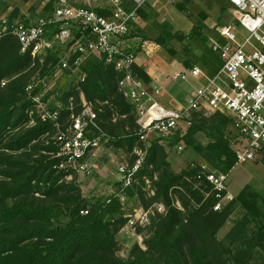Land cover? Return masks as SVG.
Returning <instances> with one entry per match:
<instances>
[{"label":"trees","instance_id":"1","mask_svg":"<svg viewBox=\"0 0 264 264\" xmlns=\"http://www.w3.org/2000/svg\"><path fill=\"white\" fill-rule=\"evenodd\" d=\"M187 1H178L177 5L187 11ZM52 3L43 5L41 15L50 11ZM135 12L127 38L137 32L147 40L149 36L137 23H148L157 12L148 1ZM199 16L205 18L206 14L200 11ZM18 18L22 16L14 9L4 19L10 24ZM156 30L154 41L182 68H191L194 59L189 56L188 44L203 45L205 36L194 28L187 33L175 30L167 21L159 23ZM172 40L183 43L181 54L169 43ZM208 51L200 61L213 74L220 60ZM58 61L54 51H48L39 62L38 58L19 53L14 36L7 34L0 39V264H264V197L246 184L214 210L218 199L210 184L197 178L198 162L228 174L237 164L233 144L239 137L227 134L232 120L220 113L210 117L195 113L183 133L153 136L136 174L137 183L125 193L143 207L162 202L165 212L151 217L145 229H138L145 231L144 248L134 242L126 258H121L116 235L126 223L127 203L114 196L108 203L105 198L88 199L76 181L78 174L65 179L66 172L56 168L60 160L54 140L57 127L50 120L40 119L32 101L40 94L41 84L26 91L35 73L40 77L49 74ZM65 70L73 78L68 88L59 92L56 105L50 106L59 112L60 128L68 126L70 115L77 113L82 104H91L106 143L122 146L131 164L135 159L130 155L133 146L143 145L134 134V106L118 90L120 72L92 54L79 66V76ZM133 71L143 82H150L144 67L134 65ZM52 93L55 96L53 91L47 92L43 99ZM198 134L206 136L204 143ZM176 143L190 148L198 157L178 172L168 160L169 149ZM144 178L151 180L153 195L145 191ZM237 207L241 214L232 218L231 227L219 237L220 229Z\"/></svg>","mask_w":264,"mask_h":264},{"label":"built area","instance_id":"2","mask_svg":"<svg viewBox=\"0 0 264 264\" xmlns=\"http://www.w3.org/2000/svg\"><path fill=\"white\" fill-rule=\"evenodd\" d=\"M50 1L52 7L45 15L24 17L10 24L2 19L0 39L7 34L14 36L19 53L38 58L39 62L48 51H54L60 69L74 72L92 54L120 72L118 90L134 106L137 125L134 134L143 146H133L130 155H135V159L131 164L125 160L117 166V189L105 195L107 203L114 196L128 205L131 199L125 191L137 183L136 174L145 161L153 136L183 133L195 113L204 117L215 113L228 116L239 137L233 144L237 163L257 160L264 149V0H226L232 7L233 22L220 26L217 38H208L211 50L220 60L218 70L209 74L204 68L192 65L170 76L172 81L186 80L188 76L199 80V85L186 98V106L181 108L160 102L159 87L151 81L143 82L133 71L138 46L129 43L127 35L136 19V8L149 0H43V4ZM45 76L35 73L26 91H31L38 82L41 84L40 94L33 96L32 101L40 119L50 120L57 127L54 140L58 144L56 157L60 160L56 168L66 172V180H71L74 174H90L98 169L95 156L101 143L107 140L97 124V113L91 104L84 103L77 113L70 115L68 126L60 128L58 110L51 109L43 99ZM80 76L83 81L84 74ZM198 165L197 178L210 184L218 199L213 209H220L231 198L226 185L228 173L212 170L205 162ZM144 184L147 194L153 195L151 180L144 178ZM164 212L162 202H152L147 207L139 204L124 214L126 223L122 229L144 248L145 231L138 229H145L151 217Z\"/></svg>","mask_w":264,"mask_h":264},{"label":"rangeland","instance_id":"3","mask_svg":"<svg viewBox=\"0 0 264 264\" xmlns=\"http://www.w3.org/2000/svg\"><path fill=\"white\" fill-rule=\"evenodd\" d=\"M102 1L105 2L106 0ZM178 1L181 0H149L148 3L153 8H155L157 17L152 18L151 16L148 23L142 21L137 23V25L143 30L144 34L149 36V38L147 40H143L141 36L137 35V32H133L135 35L128 38V42H134L135 45H138V50H140V45L143 43V41L155 42L154 37L158 34V31L156 30L157 26L159 23L164 21L169 22V24H171L175 30H180L185 33L194 28L197 33L203 36L205 35L206 42L203 45L201 42H190L188 44L189 48L191 49L189 56L194 59L193 65L202 67L200 56L207 57L209 54L208 50L212 52L210 48V40L208 38H217V29L222 25L233 22V17L231 14L232 7L226 0H188L186 3L187 11H184L177 5ZM43 5V0H0V21L6 18V16L14 9H18L19 15H21L22 18H36L41 16L43 13ZM221 8L225 9V11L222 13L220 12ZM200 11L205 12V18H201L199 16ZM19 19L20 18H18V20ZM240 30L243 31L242 28H240ZM141 34L143 35L142 32ZM169 43L176 48L179 54H181L183 43L175 40H172ZM154 57L157 58V62L161 65V69H164L163 75L164 78L166 77V79L171 69L181 70L182 68L180 63L173 59L161 46H158ZM77 72L78 70L72 72V75L77 74V76H79ZM45 77L47 85L43 93H51L52 91L55 93V96L52 93L50 97L46 99L47 105L49 107L55 106L58 102L57 96L59 92L68 88V85L73 77L68 75L66 70L57 68V66H55L54 69ZM198 81L199 80L190 76H188L186 80L178 79L176 81H172L164 87V90L161 93L162 97L159 96L158 99L160 102L169 104L171 106H186V98L188 97L192 88H195L199 85ZM226 132L229 136H235V134H237L232 126H229ZM197 138L203 143L207 139L203 134H198ZM179 144L183 146L182 143H176L169 149L168 153L170 165L176 172L185 168V166L189 165L191 162L198 161V157L193 150L184 146L182 149H178L177 146ZM127 158H129V155L125 153L122 146L114 145L113 143L102 142L95 156V161L98 164V169L96 170L98 171L102 168L105 169L107 173L105 178L114 180V178H118L117 166L124 162ZM93 172L94 171H92V173ZM82 175L83 176H80V174L77 175L76 179L77 183L80 185L82 195L88 199H104V192L108 188L107 185H100V178L93 176L95 181H91V184L83 187L87 180L85 175ZM103 182V184H105V180H103ZM111 182V184L115 186L114 181ZM246 184H249L254 191H256L260 196L264 197L263 150L261 153H259L256 161L239 162L230 170L226 182L228 195L233 197L234 195L238 194ZM138 205L139 204L137 200H129L128 205H126L128 209L127 212H130L133 207H138ZM240 214L241 210L238 207L235 208L234 213L231 215V217H229L226 224L220 229L218 234L219 237L223 236L231 227L232 218L237 217ZM116 238L118 243L117 253L121 258L125 259L130 247L132 244H134L135 239L127 233H118Z\"/></svg>","mask_w":264,"mask_h":264},{"label":"crops","instance_id":"4","mask_svg":"<svg viewBox=\"0 0 264 264\" xmlns=\"http://www.w3.org/2000/svg\"><path fill=\"white\" fill-rule=\"evenodd\" d=\"M132 43L134 44V42H132ZM136 46H138V45H136ZM158 46L159 45H157L153 41H143V43L140 45V50L137 51L138 53H137L135 65L145 68L146 74L151 79L150 81L159 87L160 97H162L161 93L164 90V87L166 85H168L170 82H172V80H170V76L172 75V73L174 71H177V69H171V71L169 72V74L167 76V79H166V77L164 78V75H163L164 69H161V65L157 62V58L154 57V55L156 54V50H157ZM165 105L170 106V107H174V108H181L182 107L180 105H177V106H171L169 104H165ZM84 175L86 177L87 182H85L86 184H84L83 187L91 184L92 183L91 181L94 182L95 181L94 177H96V178L98 177V178H100V181H99L100 185H107V187H108L107 190L104 192L105 195L112 193L116 190L118 178H116V179L114 178V180H109V178H105L107 173H106V170L103 168L98 170V171L95 170L93 173L84 174ZM80 176H83V175L80 174ZM103 180H105V184H103L104 183ZM111 181H114L115 186H113V184H111L112 183ZM119 233L126 234L124 229H122V228L119 231Z\"/></svg>","mask_w":264,"mask_h":264}]
</instances>
